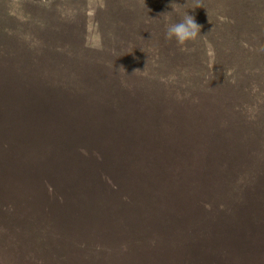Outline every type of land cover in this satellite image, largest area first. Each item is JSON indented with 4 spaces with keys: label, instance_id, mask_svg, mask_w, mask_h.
<instances>
[{
    "label": "trees",
    "instance_id": "obj_1",
    "mask_svg": "<svg viewBox=\"0 0 264 264\" xmlns=\"http://www.w3.org/2000/svg\"><path fill=\"white\" fill-rule=\"evenodd\" d=\"M104 1L98 14L79 13L77 25L71 13L51 24L52 40L66 26L83 28L60 40L66 49L21 52L0 66L16 77L0 81V196L27 197L20 212L0 208V264H264L263 82L240 83L255 116L234 103L228 113L230 101L218 97V109L186 112L192 98L166 70L189 78L202 68L206 78L223 74L226 86L238 84L219 53L222 32H201L182 51L165 30L155 32L157 20H143L148 4ZM220 1L231 14L213 19L215 30L225 21L254 25L264 45L251 1ZM55 2L39 0L52 20ZM228 41L254 52L247 41ZM197 56L203 65L191 61Z\"/></svg>",
    "mask_w": 264,
    "mask_h": 264
},
{
    "label": "rangeland",
    "instance_id": "obj_2",
    "mask_svg": "<svg viewBox=\"0 0 264 264\" xmlns=\"http://www.w3.org/2000/svg\"><path fill=\"white\" fill-rule=\"evenodd\" d=\"M2 1V6L6 11L1 12L3 18L6 21H0V52L3 54L0 55V66L10 64L12 62L16 63L19 60L21 52H28V53H40L39 49H47L49 51L58 52V47L67 48L66 45L68 44L66 41H60L66 38H69V34H82L83 28L80 25L76 26V22L79 21V13L84 14L85 11L91 13H97L100 11V7L102 6L104 0H53V3H56L55 6V17L53 20L49 19L48 15H45L41 8H44L43 3H39V0H0ZM137 1V0H136ZM133 2L138 8L141 7L137 2ZM142 5L148 4L150 9H152V13L147 15L145 19L157 20L158 22L155 24V32L159 31V29L165 30L166 22H174L178 21L186 12L189 15H192L196 18L198 24L202 26V31L210 38H214V35L218 31H220V36L223 40L224 46L223 52H219L220 54L224 55L225 61L224 65L230 66V70H235V77L237 78V86L235 88H229V86L225 85L226 76L223 74H218L214 78H206L207 71H202V68L199 70V74L197 76L194 74V68H191L190 71L193 72L189 78H186L185 75H181L178 71H174L171 73V69L166 70L171 80H173L174 84L180 88V95L183 98H187L189 96L190 99L187 104H185L186 112H190L193 114H203L209 112L211 109H218L221 106L214 103L216 102V98L220 100L219 103L223 104L226 101L229 102L228 106V113H231V106L234 103V106L244 110L247 112V115L252 117L255 116V112L253 110L249 111L243 103L248 101V96L243 100L241 97V84H245L247 81L252 80L253 78L258 79V82H263L264 84V45H262L259 40L258 36H261L257 31L254 29V25L252 28H246L244 26H239L238 28H230L228 22L225 21V24H220L221 29L215 30L214 23L212 24L213 19L216 20L219 14L222 15H229L231 11L224 9L223 2L219 0H140ZM234 2H245L246 0H224ZM249 6L251 8L250 13L260 19L261 22H264V0H249ZM153 2V3H152ZM258 2L257 8L253 7V3ZM58 3V4H57ZM175 3V4H174ZM187 3V6H184ZM199 4L202 7L195 6ZM174 9H173V8ZM1 9V5H0ZM67 13L73 14L75 17L78 18L74 21L76 25L66 26V31L62 34H56V39L52 40L49 36L55 33L53 26L51 25L54 21L60 20L61 16L63 17ZM167 15H164L166 14ZM82 16L80 17V19ZM28 19V20H27ZM27 20V21H26ZM207 20V21H205ZM209 21V24L207 23ZM160 22V23H159ZM47 24L46 26L43 25ZM79 23V22H78ZM146 31L151 30V26L147 25L144 26ZM236 32V34H233ZM41 33H45L46 37H42ZM214 33V34H212ZM227 34V35H226ZM264 34V31H263ZM90 40L94 41L97 38L95 30H89ZM227 38H225V37ZM235 42L236 40H244L249 42L251 45L254 46V52L250 54H246L243 52L240 44L235 45L230 41ZM93 43V42H92ZM70 44V43H69ZM94 44V43H93ZM19 47V48H18ZM27 47V48H24ZM7 53V55H4ZM240 53V58L244 59V64L239 65L238 57L233 55ZM262 54L259 58L255 59L254 61L249 59V56ZM145 55H150L145 53ZM249 55V56H247ZM154 57V56H153ZM157 58V57H155ZM197 62L200 61V65L204 60V56H197L195 59L193 58L191 61ZM156 62H162V59L157 58ZM173 72V71H172ZM189 74V73H188ZM23 77V76H21ZM192 77L193 79H191ZM1 79H16L15 75L4 74L0 72V81ZM2 82V81H1ZM255 82V81H254ZM264 85L260 86V88L264 89ZM248 87V86H247ZM225 88H228L226 92L224 91ZM229 100H228V99ZM213 103V104H212ZM205 105L207 107H205ZM230 107V108H229ZM221 112L222 110H215ZM259 120L257 123H260ZM240 129V128H237ZM239 135H242L240 133ZM262 149L258 152H264V142L262 145ZM10 166V168H9ZM13 165L7 160L6 161V168H9V174L6 171L4 165L2 168L4 172H6L9 176L13 174L12 169ZM5 173H2L3 175ZM12 176H10L11 178ZM9 177H7L8 179ZM21 178V176H20ZM6 179V180H7ZM3 191L4 189L8 192V184L3 183ZM4 191L3 193H5ZM26 196V195H25ZM27 197L23 198L19 202L9 201L6 196H0V204L1 202H5L6 206H1L0 208L4 207L8 211L11 209L15 211V213L20 212V207L17 205ZM19 209V210H18ZM19 215V214H18ZM21 215H19L20 217ZM43 222H40V226H42ZM41 228L39 227V234ZM8 237L13 236L11 232H6ZM24 240V239H20ZM27 251V248H24ZM40 258V257H39ZM44 262L45 258L42 257Z\"/></svg>",
    "mask_w": 264,
    "mask_h": 264
},
{
    "label": "clouds",
    "instance_id": "obj_3",
    "mask_svg": "<svg viewBox=\"0 0 264 264\" xmlns=\"http://www.w3.org/2000/svg\"><path fill=\"white\" fill-rule=\"evenodd\" d=\"M184 6H187V3ZM197 7H202V5L197 4L195 8ZM164 15H167V13ZM201 28L202 26L197 23L196 18L186 12L178 21L166 22L164 36L166 40H175L176 44L183 51L186 50L188 44L195 43L203 37L201 35ZM120 68H124V66L121 65ZM136 71L141 70L136 69Z\"/></svg>",
    "mask_w": 264,
    "mask_h": 264
}]
</instances>
